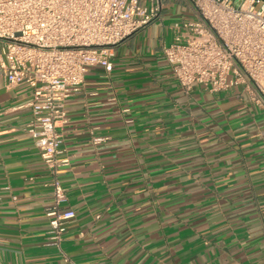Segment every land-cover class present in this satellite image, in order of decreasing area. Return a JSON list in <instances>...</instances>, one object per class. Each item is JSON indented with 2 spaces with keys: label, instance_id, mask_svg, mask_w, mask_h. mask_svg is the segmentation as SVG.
I'll list each match as a JSON object with an SVG mask.
<instances>
[{
  "label": "crops",
  "instance_id": "1",
  "mask_svg": "<svg viewBox=\"0 0 264 264\" xmlns=\"http://www.w3.org/2000/svg\"><path fill=\"white\" fill-rule=\"evenodd\" d=\"M194 16L163 0L111 71L91 69L66 100L59 178L74 217L61 252L51 174L25 132L29 90L0 76V264H264V106L241 86L177 84L162 47Z\"/></svg>",
  "mask_w": 264,
  "mask_h": 264
},
{
  "label": "built area",
  "instance_id": "2",
  "mask_svg": "<svg viewBox=\"0 0 264 264\" xmlns=\"http://www.w3.org/2000/svg\"><path fill=\"white\" fill-rule=\"evenodd\" d=\"M162 1L0 0V76L7 86L29 90L25 132L51 174L45 216L48 240L60 252L74 217L62 208L66 196L59 178L69 163L59 156L65 102L80 92L91 69L111 71L116 46L156 19ZM188 2L194 18L182 20L162 47L177 84L184 91L198 85L210 92L241 86L256 106H264V1ZM105 139L95 136L92 142Z\"/></svg>",
  "mask_w": 264,
  "mask_h": 264
},
{
  "label": "rangeland",
  "instance_id": "3",
  "mask_svg": "<svg viewBox=\"0 0 264 264\" xmlns=\"http://www.w3.org/2000/svg\"><path fill=\"white\" fill-rule=\"evenodd\" d=\"M85 79L87 80V79H89V74H86V77H85Z\"/></svg>",
  "mask_w": 264,
  "mask_h": 264
},
{
  "label": "water",
  "instance_id": "4",
  "mask_svg": "<svg viewBox=\"0 0 264 264\" xmlns=\"http://www.w3.org/2000/svg\"><path fill=\"white\" fill-rule=\"evenodd\" d=\"M264 1V0H263Z\"/></svg>",
  "mask_w": 264,
  "mask_h": 264
}]
</instances>
